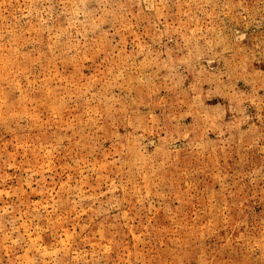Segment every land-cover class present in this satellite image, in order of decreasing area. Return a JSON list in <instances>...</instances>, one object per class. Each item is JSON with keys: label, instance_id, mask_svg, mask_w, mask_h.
Wrapping results in <instances>:
<instances>
[{"label": "rangeland", "instance_id": "374dc122", "mask_svg": "<svg viewBox=\"0 0 264 264\" xmlns=\"http://www.w3.org/2000/svg\"><path fill=\"white\" fill-rule=\"evenodd\" d=\"M0 264H264V0H0Z\"/></svg>", "mask_w": 264, "mask_h": 264}]
</instances>
